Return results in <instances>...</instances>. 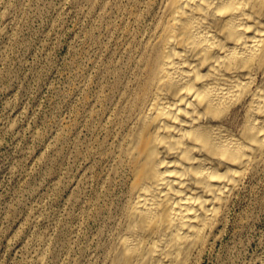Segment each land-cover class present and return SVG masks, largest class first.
I'll list each match as a JSON object with an SVG mask.
<instances>
[{
  "label": "rangeland",
  "instance_id": "obj_1",
  "mask_svg": "<svg viewBox=\"0 0 264 264\" xmlns=\"http://www.w3.org/2000/svg\"><path fill=\"white\" fill-rule=\"evenodd\" d=\"M156 9L0 0V264H110L126 192L114 120ZM228 210L196 264H264V169Z\"/></svg>",
  "mask_w": 264,
  "mask_h": 264
},
{
  "label": "bare ground",
  "instance_id": "obj_2",
  "mask_svg": "<svg viewBox=\"0 0 264 264\" xmlns=\"http://www.w3.org/2000/svg\"><path fill=\"white\" fill-rule=\"evenodd\" d=\"M152 1L114 120L126 192L110 264H196L264 169V0Z\"/></svg>",
  "mask_w": 264,
  "mask_h": 264
}]
</instances>
